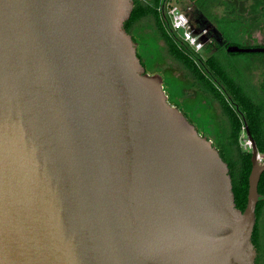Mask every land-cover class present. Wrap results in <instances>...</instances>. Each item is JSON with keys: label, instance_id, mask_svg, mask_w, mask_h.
Here are the masks:
<instances>
[{"label": "water", "instance_id": "95a60500", "mask_svg": "<svg viewBox=\"0 0 264 264\" xmlns=\"http://www.w3.org/2000/svg\"><path fill=\"white\" fill-rule=\"evenodd\" d=\"M135 0H0V264H255L213 141L127 32ZM259 53L264 48H228Z\"/></svg>", "mask_w": 264, "mask_h": 264}, {"label": "trees", "instance_id": "16d2710c", "mask_svg": "<svg viewBox=\"0 0 264 264\" xmlns=\"http://www.w3.org/2000/svg\"><path fill=\"white\" fill-rule=\"evenodd\" d=\"M192 1L198 6L203 18L206 15L205 12H208L213 3L216 2L215 0ZM157 2L158 0H135L132 15L125 23V28L127 32L132 35L134 41L138 42L136 38L138 26L144 20H151L153 31L158 36L159 40L164 43L166 55L183 70L186 77L193 81L194 86H196L201 92L207 93L211 96L221 108V112L227 120L228 125V149H220L214 142L213 145L219 150L223 160L229 166L236 206L238 209L244 211L248 200L249 175L252 169V154L251 152L242 150L239 141L243 129L245 125H247L250 133L256 141L260 153L264 154V149L261 144L264 124L260 118L262 113L260 107L254 103L251 96L245 93L239 84L225 75V71L220 65L216 53L220 50H224L228 44L224 45L222 41L224 34L219 24L217 27H214L216 35L215 43L208 47L209 49L214 50V52L205 59L197 57V59L200 60V63H198L196 57L179 43L177 35L169 29L167 22H165L157 12L155 8ZM201 22L203 24V19L200 20V23ZM208 48L206 50H208ZM138 56L145 66L139 48ZM207 72L212 75V79L208 76ZM164 84H167L169 87L167 82ZM218 84L223 86L224 90H222L220 86L218 87ZM163 87L165 88V86ZM175 90L176 89L171 90L172 98L181 95L180 89L179 91ZM226 94L230 95L237 101L240 113L229 104L226 99ZM185 115L188 117L187 114ZM190 121L194 123L192 120ZM197 129L201 135L206 136L210 140L212 137H216L213 130L201 132L199 128ZM258 191L260 194H264V173L261 176Z\"/></svg>", "mask_w": 264, "mask_h": 264}, {"label": "rangeland", "instance_id": "374dc122", "mask_svg": "<svg viewBox=\"0 0 264 264\" xmlns=\"http://www.w3.org/2000/svg\"><path fill=\"white\" fill-rule=\"evenodd\" d=\"M215 1L209 11L205 12L204 18L198 6L192 0L183 1L182 6L192 7L189 17L197 29L211 27L214 32V27H217L219 24L225 38L229 42L235 43V45L246 46L244 43L238 41L233 27L225 23V20L223 22L219 21L222 13V8L220 7L222 1ZM201 19H203L204 25L202 22L200 23ZM137 29L138 48L145 64L146 72L150 75L157 74L163 78V86H165L163 88L168 96L169 103L179 108L184 114H187L189 117L187 118L192 120L193 124L201 132L213 130L216 137H212L211 140L222 149L228 138V126L219 105L212 100L211 96L201 92L194 86L193 81L186 77L183 70L166 55L164 43L159 40L153 31L151 20H144ZM213 52L214 50L208 48L203 53V58H201L205 59ZM216 56L227 77L232 78L239 84L245 93L250 95L257 93V103L261 108V117L264 119V53H229L227 50H220L216 53ZM207 74L212 79V75L209 72ZM165 82L169 84V87L167 84H164ZM220 88L222 87L220 86ZM170 89H176L175 91H179L180 89L181 95L172 98V91ZM246 136V133H242V138H244L242 146L248 149V146H245Z\"/></svg>", "mask_w": 264, "mask_h": 264}, {"label": "flooded vegetation", "instance_id": "af4514ba", "mask_svg": "<svg viewBox=\"0 0 264 264\" xmlns=\"http://www.w3.org/2000/svg\"><path fill=\"white\" fill-rule=\"evenodd\" d=\"M221 1L222 3L220 7L222 8V13L219 17V21L223 22V20H225L226 21L225 23H228L231 27H233L234 33L235 35H237L236 38H238V41L246 45V46H240L238 44L235 45V43L232 44L223 35L222 41L224 45L228 44V46L224 50H227L228 52V48L233 46H237L239 48H264V44L250 45L247 43L249 41L257 39L258 38L257 35L264 37V0H221ZM213 34L215 37L214 32ZM259 53H264V52H259ZM221 87H222L221 89L224 90L223 86ZM250 96L254 101V103L259 107L257 103L258 101L257 93L255 95H250ZM226 99L228 100L229 104L240 113V109L237 101L228 94H226ZM260 118L264 124V119H262V117ZM242 133H246L247 135L245 127ZM239 143L242 150L246 152H252V147L245 149L242 146V135ZM261 144L264 149V131L261 139ZM222 149L224 150L228 149V138L226 139V143L222 146ZM258 153L259 156L261 157V159H259L260 164H264V154L260 153L259 149H258ZM252 242L254 245V250L256 252L255 264H264V194L263 193L260 194L256 208V223L252 235Z\"/></svg>", "mask_w": 264, "mask_h": 264}, {"label": "built area", "instance_id": "2783aa9c", "mask_svg": "<svg viewBox=\"0 0 264 264\" xmlns=\"http://www.w3.org/2000/svg\"><path fill=\"white\" fill-rule=\"evenodd\" d=\"M185 0H158L155 8L161 15L169 29L177 35L179 43L185 47L191 54L203 58L206 49L213 45L215 37L211 27L197 29L192 23L189 14L192 7H183ZM244 140V138H242ZM245 146L251 148L250 140L246 139ZM259 159L261 157L259 156Z\"/></svg>", "mask_w": 264, "mask_h": 264}, {"label": "crops", "instance_id": "0c3cea01", "mask_svg": "<svg viewBox=\"0 0 264 264\" xmlns=\"http://www.w3.org/2000/svg\"><path fill=\"white\" fill-rule=\"evenodd\" d=\"M257 37H258L257 39H254V40L249 41L247 43L250 44V45H254V44H264V37H261L259 35H257Z\"/></svg>", "mask_w": 264, "mask_h": 264}]
</instances>
